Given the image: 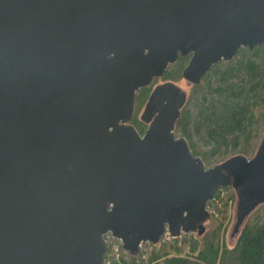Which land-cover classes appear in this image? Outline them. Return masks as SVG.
Listing matches in <instances>:
<instances>
[{
  "label": "water",
  "instance_id": "95a60500",
  "mask_svg": "<svg viewBox=\"0 0 264 264\" xmlns=\"http://www.w3.org/2000/svg\"><path fill=\"white\" fill-rule=\"evenodd\" d=\"M262 43L264 0H0V264H101L106 231L131 256L166 228L201 234L227 185L234 236L264 203V135L253 156L205 167L174 134L186 92L169 81L142 135L129 120L179 55L198 84Z\"/></svg>",
  "mask_w": 264,
  "mask_h": 264
},
{
  "label": "trees",
  "instance_id": "16d2710c",
  "mask_svg": "<svg viewBox=\"0 0 264 264\" xmlns=\"http://www.w3.org/2000/svg\"><path fill=\"white\" fill-rule=\"evenodd\" d=\"M183 61L185 57L179 55L163 76L177 84L171 71L176 63L182 67ZM194 88L193 106H189V97L176 121V130L186 138L191 153L200 156L205 164L217 155L225 160L236 154L246 156L239 151L246 153L251 149L254 154L261 140L258 132L264 127V43L253 50L240 48L232 60L218 62ZM143 90L147 89L139 91ZM142 101L140 94H135L131 120L140 122L137 113ZM235 150L238 153L227 155ZM249 214L231 246L225 242L220 246L221 227L217 222L201 234L196 232L199 237L193 236L176 247V254L160 251L148 261L161 257L154 264H264V216L258 212ZM128 259L125 264H136L135 257Z\"/></svg>",
  "mask_w": 264,
  "mask_h": 264
},
{
  "label": "rangeland",
  "instance_id": "374dc122",
  "mask_svg": "<svg viewBox=\"0 0 264 264\" xmlns=\"http://www.w3.org/2000/svg\"><path fill=\"white\" fill-rule=\"evenodd\" d=\"M184 57H185V62L183 61L182 63H180V65H182V67L178 68V64L176 63V65L173 66L171 73H173V75H174L173 78L178 79L177 85H179L185 91H187L188 98L189 97H190V99L192 98L191 102L189 104V106L191 107V106H193L194 99L196 97V89L194 88V86L193 87L188 86L187 83L185 82L186 80L181 76L182 68L184 67V65L186 64V62L188 60V56H184ZM161 79L166 80L168 78L163 76V78H161ZM169 79H171V78H169ZM160 80L158 79L157 81H160ZM155 82H151V84H149L148 86L142 87V88H146L147 90H143L140 92L139 91V90H141V88H140L136 92V94H138V93L140 94V99H143V101L141 102V105H140L139 112L137 113L138 121L140 119L139 117H140V114H141L142 109L144 107V104L148 98L150 91L152 90V87L155 85ZM263 132H264V127L261 129L260 132H258V136H257L258 140L261 138V135ZM175 133H176L177 137L182 136L179 134V132H177V130L175 131ZM182 137H184V136H182ZM202 148H206V147L202 146ZM250 150L247 151L246 153L239 151V153H244L246 156L250 157V156H253V154H252L253 152H250ZM236 151L237 150L230 151V152H228L227 155L231 156L235 153H238ZM223 160H222V157H219V155H217V156L212 157L210 163H206V164L204 163V165H205V167H210V166H213L215 164L222 162ZM235 201H236V197H235V193H234L232 187L225 186L222 189V191H220V193L217 195L216 200L210 201L206 206L207 208H209V210H212L213 213L210 214L209 220L205 222V231H207L213 225L217 224V222L220 223V227H221L220 231H219L220 246H221L222 242H225L227 245L231 246L236 241L237 235L231 236V230L233 228V225H234L235 219H236L234 216L235 215ZM254 211L258 212V213H260V215L264 216V204L259 205ZM254 211L252 212L253 214L255 213ZM251 214H249V215H251ZM193 236L199 237L196 235V232H187V233H181L176 238H171L168 241H162L161 240V241H158V243H156V244H150L149 243L150 245H146L145 251H143L144 256H141V255L138 256L137 260H135V263L136 264H154V263L158 262L159 260H161V257L157 258L155 261H152V262H149L148 260L152 254H156L160 251H165L166 253H168V255L176 254L175 248L182 246L184 243H187L191 239V237H193ZM129 256H131V255H129L127 252H122L120 261L115 262L114 264H125V262L129 261V259H128ZM132 257H135V256H132Z\"/></svg>",
  "mask_w": 264,
  "mask_h": 264
},
{
  "label": "built area",
  "instance_id": "2783aa9c",
  "mask_svg": "<svg viewBox=\"0 0 264 264\" xmlns=\"http://www.w3.org/2000/svg\"><path fill=\"white\" fill-rule=\"evenodd\" d=\"M224 188V186L219 187L214 196L212 197V200H216L217 195L220 193V191H222V189ZM209 201V202H210ZM209 211V214L213 213L212 210H209V208H207ZM103 237V241L105 243V251L103 253V257H102V261L101 264H114L115 262H119L120 258H121V254L122 252H126L123 248H122V244H121V240L117 237H115L110 231H106L105 233L102 234ZM177 236H171L169 231L167 230V228L165 229V231L163 232V234L161 235L159 241H168L171 238H176ZM150 242H145V243H140L139 244V252L138 254L135 256L136 260L138 258V256H144V252L145 251V246L146 245H150Z\"/></svg>",
  "mask_w": 264,
  "mask_h": 264
},
{
  "label": "flooded vegetation",
  "instance_id": "af4514ba",
  "mask_svg": "<svg viewBox=\"0 0 264 264\" xmlns=\"http://www.w3.org/2000/svg\"><path fill=\"white\" fill-rule=\"evenodd\" d=\"M240 48H247L248 50H253V48H252V49H249L248 47H240ZM240 48H239V49H240ZM239 49H238V50H239ZM238 50H237V52H238ZM237 52H236V53H237ZM191 54H192V53H188L187 55H185V56H188V60H187L186 64L188 63V61H189V59H190V57H191ZM235 55H236V54H235ZM235 55H234V56H235ZM234 56H233V57H234ZM233 57H232L230 60H232ZM220 61H225V60H219V61L213 63V64L210 66V68L208 69V71H207V72L201 77L200 81L202 80V78H203L205 75H207L208 73H210V71L212 70L213 66H214L215 64H217L218 62H220ZM227 61H229V60H227ZM186 64L184 65V67L186 66ZM168 66H169V65H168ZM184 67H183V68H184ZM167 68H168V67H167ZM167 68H166V69H167ZM182 70H183V69H182ZM165 71H166V70H165ZM164 73H165V72H164ZM163 75H164V74H163ZM163 75H162L161 77H157V78H154V79H153L152 82H155V81H156L154 86L159 85V84H163V83L168 82V81L170 82V80H167V79H166V80H165V79L162 80L161 78H163ZM181 76H182V71H181ZM158 79H159V80L161 79V80H160V81H157ZM200 81H199V82H200ZM185 82H186L187 85L190 86V87H193L194 85H197V84H192V83H190V82H188V81H185ZM198 84H199V83H198ZM154 86H153V87H154ZM153 87H152V88H153ZM150 92H151V91H150ZM185 92H186V101H187V99H188V94H187V91H185ZM149 94H150V93H149ZM148 96H149V95H148ZM147 99H148V98H147ZM146 101H147V100H146ZM186 101H185V102H186ZM184 104H185V103H184ZM144 105H145V104H144ZM183 106H184V105H183ZM183 106H182V107H183ZM180 110H181V112H182V108H181ZM143 111H144V107H143L142 112H141L140 117H139V118H140V119H139L140 122H136L135 120H131V119L129 120V123L135 127V129L138 131V133H139L140 135H142L143 132H144V130L147 128V122H145V121L141 118V116H142V114H143ZM180 115H181V114H180ZM177 120H178V119H177ZM173 131H174V134H175V136H176V133H175V131H176V122H175V126H174ZM263 133H264V132H263ZM263 133H262L261 137H263V135H264ZM247 157L249 158V156H247ZM250 157H251V156H250ZM228 158H229V157H228ZM232 189H233V191H234V193H235V197H236V201H235V215H234V216L236 217L237 202H238V192L235 191V189H234L233 187H232ZM242 195H243L244 197H249L248 195H246V194L243 193V192H242ZM258 205H261V204H258ZM258 205H257V206H258ZM257 206H256V207H257ZM256 207H255V208H256ZM255 208H254V209H255ZM232 229H233V228H232ZM239 229H240V228H239ZM231 231H232V230H231ZM238 232H239V230H238L236 233H234V234L237 235Z\"/></svg>",
  "mask_w": 264,
  "mask_h": 264
}]
</instances>
